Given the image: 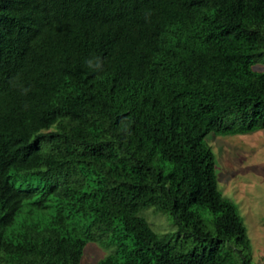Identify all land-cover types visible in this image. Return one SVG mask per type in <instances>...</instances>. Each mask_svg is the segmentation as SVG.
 <instances>
[{
  "label": "trees",
  "instance_id": "16d2710c",
  "mask_svg": "<svg viewBox=\"0 0 264 264\" xmlns=\"http://www.w3.org/2000/svg\"><path fill=\"white\" fill-rule=\"evenodd\" d=\"M263 128L264 0H0V264H250L204 137Z\"/></svg>",
  "mask_w": 264,
  "mask_h": 264
},
{
  "label": "rangeland",
  "instance_id": "374dc122",
  "mask_svg": "<svg viewBox=\"0 0 264 264\" xmlns=\"http://www.w3.org/2000/svg\"><path fill=\"white\" fill-rule=\"evenodd\" d=\"M204 142L214 156L217 189L235 204L245 227L250 243V264H264V128L243 135L209 132ZM150 209L140 211V215L157 235L177 246L181 243L183 250L195 246L199 250V243L176 234L168 215ZM104 253V249L90 244L85 247L79 264H93Z\"/></svg>",
  "mask_w": 264,
  "mask_h": 264
}]
</instances>
